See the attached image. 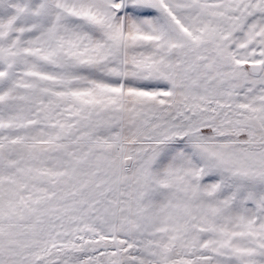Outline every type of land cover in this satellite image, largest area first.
<instances>
[{
	"label": "snow or ice",
	"instance_id": "6c2138e0",
	"mask_svg": "<svg viewBox=\"0 0 264 264\" xmlns=\"http://www.w3.org/2000/svg\"><path fill=\"white\" fill-rule=\"evenodd\" d=\"M0 264H264V0H0Z\"/></svg>",
	"mask_w": 264,
	"mask_h": 264
}]
</instances>
